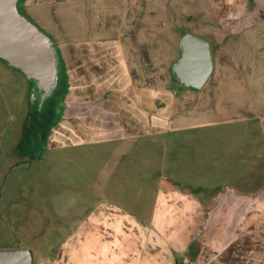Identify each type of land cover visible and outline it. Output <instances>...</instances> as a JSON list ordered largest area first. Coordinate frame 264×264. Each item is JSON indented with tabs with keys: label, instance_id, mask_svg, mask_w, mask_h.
Returning a JSON list of instances; mask_svg holds the SVG:
<instances>
[{
	"label": "crops",
	"instance_id": "obj_1",
	"mask_svg": "<svg viewBox=\"0 0 264 264\" xmlns=\"http://www.w3.org/2000/svg\"><path fill=\"white\" fill-rule=\"evenodd\" d=\"M168 3L19 1L21 11L52 37L66 82L64 113L56 126L69 128L50 136L48 144L56 143L50 147L136 142L228 121L216 118L223 108L211 117L201 108L211 77L199 90L185 87L174 78L173 61L170 81L181 89L159 84L158 77L167 78L165 69L159 74L152 65L159 40L143 37L142 15L146 9L147 19L157 21L154 13ZM230 90L233 109H253L248 87ZM233 150L216 154L224 167L214 172L199 167L190 173L169 161L165 169L157 157L145 172L151 178L123 169L120 181L135 173L142 183L139 194L147 199L138 194L130 201H83L81 213L58 238L36 250L25 246L33 264H264V151ZM114 170L102 171L107 183Z\"/></svg>",
	"mask_w": 264,
	"mask_h": 264
},
{
	"label": "rangeland",
	"instance_id": "obj_2",
	"mask_svg": "<svg viewBox=\"0 0 264 264\" xmlns=\"http://www.w3.org/2000/svg\"><path fill=\"white\" fill-rule=\"evenodd\" d=\"M168 2L169 8L154 13L157 21L154 17L147 19L150 15L144 14L146 9L142 15L143 37L159 40L152 65L159 74L164 69L167 74V78H157L159 84L167 82L181 89L170 81L171 64L179 57L181 34L194 31L205 36L212 44L215 70L203 88L201 95L206 99L201 108L206 109L207 117L223 108L216 118L228 121L136 142L52 148L50 145L56 143L48 144L49 137L69 128L53 126L49 130L64 113L62 97L56 100L47 128L35 140L24 137L32 102L31 83L0 58V249L26 245L40 249L48 238H58L69 229L72 219L81 213L83 201L135 199L142 186L138 178H151L145 172L154 167L156 157L164 162L165 169L169 161L192 173L199 167L212 172L221 169L224 164L217 155L233 149L263 153L264 0ZM235 86L252 91L253 109L250 105L241 111V107L233 109L236 105L227 92ZM236 146L239 149L235 150ZM114 150L118 153L112 154ZM104 169H115L108 183L102 174ZM123 169L141 173L138 178L133 173L124 183L119 178ZM208 178L204 174V179ZM139 195L147 199L145 194Z\"/></svg>",
	"mask_w": 264,
	"mask_h": 264
},
{
	"label": "water",
	"instance_id": "obj_3",
	"mask_svg": "<svg viewBox=\"0 0 264 264\" xmlns=\"http://www.w3.org/2000/svg\"><path fill=\"white\" fill-rule=\"evenodd\" d=\"M20 0H0V58L35 82L32 103L41 92V101L58 84L60 57L52 37L19 7ZM181 55L172 65L174 78L188 88L199 90L214 71L209 40L192 32L180 38ZM30 249H0V264H33Z\"/></svg>",
	"mask_w": 264,
	"mask_h": 264
},
{
	"label": "flooded vegetation",
	"instance_id": "obj_4",
	"mask_svg": "<svg viewBox=\"0 0 264 264\" xmlns=\"http://www.w3.org/2000/svg\"><path fill=\"white\" fill-rule=\"evenodd\" d=\"M28 79L31 83V92L33 93V87L35 86V82L32 78ZM65 83L66 82L62 75V65L60 61L58 84L54 88L53 92L48 95L42 102V94L41 92H39L38 89H36L37 97L34 103L31 102V106L28 113V120L24 129V137H31L33 140H35L34 138L47 128L55 111L56 100H58L59 96L62 97L64 103V95L65 90L67 88ZM59 121L60 119L56 123L51 125L49 129L50 132L53 126L58 125ZM48 136H50V134Z\"/></svg>",
	"mask_w": 264,
	"mask_h": 264
}]
</instances>
